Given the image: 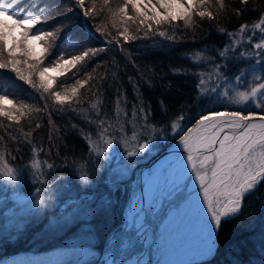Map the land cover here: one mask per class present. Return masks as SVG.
<instances>
[{"label":"trees","instance_id":"trees-1","mask_svg":"<svg viewBox=\"0 0 264 264\" xmlns=\"http://www.w3.org/2000/svg\"><path fill=\"white\" fill-rule=\"evenodd\" d=\"M66 1L63 0V3ZM60 2L29 0L33 7L45 8L47 15H55L57 10L54 7ZM120 3L122 0H110L106 7L103 0H96L95 19H80L72 11L67 16H56L44 27L45 31L61 27L62 35L41 68L55 66L53 61L61 51L64 58H69L88 48H106V51L91 57L80 71L70 69L65 72L64 68L52 76L58 80V84L53 85L56 91L70 90L77 79L92 77L71 105H59L42 89H33L17 80L14 73L0 70V77H3L0 88L15 93L10 96L14 103L19 105L23 102L33 109H41L33 111L29 118H22L19 124L0 117L3 125L0 126V136L4 138L8 159L17 169L30 167L35 147L39 150L36 159L42 162L44 170L42 180L35 179L32 186L27 184L30 191L34 190V193H28L36 195V199L42 198L44 204L35 208L19 229L0 230V258L36 247L54 249L64 243H61L63 239H69L79 229L85 228L91 235V246L101 253L83 263H76L74 257L64 264H100L105 247L120 228L129 185L124 181L108 179L100 157L90 153L88 137L101 132L99 121H105V128L111 126L108 133L120 134V128L125 129L123 126L128 119L136 117L145 120L144 114L139 112L143 107L147 112L145 121L160 126L161 132L180 115L184 117L185 130L200 115L207 114V109L221 108L207 106V101L197 96L198 72L219 65L222 75L231 81L238 73L243 74L245 79L253 76L256 58L253 56L244 64L242 60L245 59L240 58V53L252 52L254 36L264 40V33L251 29L264 12V0H250L246 5L240 4L239 0H225L223 11L219 6L209 7L208 10L215 13L212 20L207 17L201 19L194 12L195 23L190 27L179 19L171 25H163L161 30L174 36L173 41L150 33L149 39L129 42L120 37L122 47L108 42L111 36L123 31V27H112L108 12L109 8H116ZM86 6L91 7L92 0H87ZM27 7L28 4L21 5V8ZM78 9L75 7V11ZM236 9H240L239 14ZM200 10L203 9H197V12ZM128 14H134L131 7ZM105 24V31L110 36H101L96 31L97 27ZM241 24L249 25L247 33L233 37L227 35L228 32H236ZM136 27L131 24L130 33L142 36L143 30L137 33ZM221 28L225 32H220ZM249 37H252L251 44ZM233 40L240 41L235 50ZM226 48L225 57H220L219 53ZM14 51L19 54V51ZM198 52L202 55L200 60L195 59ZM38 57L31 47L29 55L20 59L34 63ZM255 70L264 75L259 67ZM38 79L37 75V82ZM92 104H97L99 115L97 109L91 107ZM5 105L11 107L8 103ZM241 109L251 110L247 106ZM255 110L264 114L260 109ZM133 111L137 112L136 116H133ZM37 124L40 125L38 128ZM21 128L23 133L31 132V136L25 137ZM44 161L52 164L53 168L48 169ZM140 161L143 160H138L137 165L145 162ZM85 174L86 184L80 179ZM37 188L41 189L38 194ZM59 208L68 209L71 216L65 218L64 224ZM216 241V248L210 257L190 264H264V181L246 195L238 215L222 222L216 232Z\"/></svg>","mask_w":264,"mask_h":264},{"label":"snow or ice","instance_id":"snow-or-ice-1","mask_svg":"<svg viewBox=\"0 0 264 264\" xmlns=\"http://www.w3.org/2000/svg\"><path fill=\"white\" fill-rule=\"evenodd\" d=\"M69 2L74 3L75 7L82 10L84 18H96V0H92L91 7L86 6V0H69ZM249 2L250 0H239L242 5ZM109 3L110 0H103L104 6L107 7ZM22 4H28V7L21 8ZM174 6H179L182 11L174 12ZM214 6H219V9L223 11L225 0H122V3L116 8H109L108 12L112 27H123V31H118L117 35L111 36L108 42L121 45L120 37L123 38L124 42H129L137 39H149L150 33L173 41L174 36L167 35L166 31L161 30L163 25H171L173 21L179 19L190 27L195 23L194 12L201 19L207 17L212 20L215 18V13L208 9ZM129 7L132 9L133 15L128 14ZM197 9L203 10L197 12ZM73 10V7H67L62 12L56 11L55 15H47L45 14V8L33 7L29 0H0V15L11 17L14 20L12 25H7L5 21L0 20V70L14 73L17 80L23 81L33 89H42L43 93L49 94L57 104L62 106L71 105L74 98L80 96V90L92 77L89 76L88 80L77 79L70 90L67 88L64 91L54 90L53 85L58 84L57 77L46 78L45 73L48 69L41 68V64L57 46V41L61 39L62 28L56 27L51 31H45L44 27L48 24V21L54 20L56 16H67ZM149 11L151 14H149ZM239 12L240 9H236V13L239 14ZM129 22L132 25H137V33L143 30V35L131 34L130 28L127 26ZM17 27L21 29L20 39L17 40L13 36L12 42L9 44L10 30ZM106 27L107 24L97 27L96 31L101 36H110L111 34L105 31ZM6 28L9 31H6ZM251 29L253 32L259 29L261 33H264V12L261 13L258 22L251 25ZM219 31L223 33L225 29L221 28ZM248 31L249 25L241 24L236 32H228L227 35L233 37L243 35ZM30 35L43 45L42 54L34 63H30L27 59H20L21 56L27 57L30 53V48L25 47V38ZM251 39L252 37H249V44H251ZM239 44L240 41L233 40V50ZM251 47L254 51L241 52L240 56L245 60H249L253 56L256 58L252 77L256 81L255 86L251 87L250 91L237 92L234 100L228 97V91L221 92L220 98L227 97L228 103L233 105H241L252 101L255 102V109L264 111V101L259 99L261 95H264V82H260L264 80V75L255 74L256 67H259L261 73H264V40L251 45ZM17 48L19 54L14 51ZM227 50L226 48L221 51L219 53L220 57H225ZM103 51H106V48H88L66 60L64 59V52L61 51L53 64L56 67H65V72L70 69H75L78 72L81 68L87 66L91 57H95ZM195 59H202L201 53H196ZM24 65H27L26 69ZM219 68L220 66L217 65L216 76L218 79H224ZM37 75L39 77L38 82ZM0 79H3V77H0ZM244 80L243 74L237 75L235 77L236 86H243ZM204 85L205 80L201 79L198 85L201 89V96L206 95L209 91L213 93L218 91L216 88L207 89ZM13 95H15L14 92L0 88V117H5L8 121L19 124L22 118H29L33 111H41V109H33L29 104L23 102L17 105L10 99V96ZM5 101L11 107H7ZM91 107L96 108L99 115L97 104H92ZM255 109H240L224 113L207 109V114L200 115L199 119H196L191 127H187L186 131L182 125L184 120L182 115L174 119L170 125L172 132L179 136L178 147H182L186 154L187 170H191L195 182L199 185L196 197L203 211L204 227L210 237L208 244L212 246V253L215 245L213 233L219 230L224 220L234 218L241 212L246 195L254 191L264 181V115H261ZM139 112L144 114L146 120L147 112L145 109L141 107ZM136 115L137 112L133 111V116ZM104 123L105 121L102 119L99 121L101 132L98 140L93 141L91 137H88L90 150L98 156L104 155V146L112 145L114 139L112 136L107 135L111 126L105 128ZM0 126H3L2 122H0ZM39 126V124L36 125L37 128ZM20 131L23 133L22 128ZM153 131L155 130L153 129ZM23 134L25 137H29L32 133ZM12 138L15 139V137ZM3 140V136H0V179L8 184L16 185L19 170L11 165ZM132 141L136 142V146L135 150L127 151L129 157L146 153L151 148L149 139L145 138L141 143L135 133L130 138L121 137L120 142L126 146L127 150V145ZM38 151L37 148L33 147V159L30 162V167L34 178L39 181L43 179L44 170L42 162L36 159ZM43 164L48 169L53 168V165L47 163V161H44ZM165 171L162 169L157 173H150L149 179L161 180L165 175ZM80 179L83 183H88L86 174L81 175ZM36 191L38 194L41 189L37 188ZM16 199L23 202L21 196H17ZM35 204L41 206L44 201L42 198L37 199Z\"/></svg>","mask_w":264,"mask_h":264},{"label":"rangeland","instance_id":"rangeland-1","mask_svg":"<svg viewBox=\"0 0 264 264\" xmlns=\"http://www.w3.org/2000/svg\"><path fill=\"white\" fill-rule=\"evenodd\" d=\"M87 2V0H86ZM186 6V5H185ZM67 7H73L74 14L78 16V18L83 19L82 10L78 9L75 11L74 3H70L69 0L63 3V0H61L59 6L54 7V10L63 11ZM130 8V7H129ZM174 12L182 11V9L179 6H174L173 8ZM149 14L151 12L149 11ZM0 20H3L6 22L7 25H12L14 23L12 18H9L8 16L0 15ZM49 22V21H48ZM128 27L131 26V22L127 25ZM6 31H9V29H5ZM11 35L9 36V44L12 42V37L14 36L17 40L20 39L21 29L19 27L13 28L10 30ZM255 42L259 43L260 37H256ZM25 47L30 48L32 47V50L35 52L36 55H40L42 53V47L43 45L40 42H37L32 35L25 38ZM253 49V48H251ZM17 52L19 49H14ZM254 51V49L252 50ZM242 59L243 57L240 56ZM65 60L68 58H64ZM243 63H246V60H242ZM63 62L61 61V64ZM54 67V68H52ZM47 68L48 71L45 73L46 78H52V76L59 74L58 71L61 69L64 70L65 67H56L52 66ZM44 68V67H43ZM216 66H213L211 70L208 71H200L198 72V85L201 79L205 80L204 87L207 89H218L217 92L213 93L209 91L206 95L201 96L200 91L201 89L198 87V97H202L203 100L207 101L206 105L210 107H221L219 109H223L225 111H237L241 108H244L247 106L248 108L255 109V102L249 101L245 104L241 105H233L228 103V98H220V93L224 91H228V97L231 99H236V93L239 91H250L251 87L255 86V83L252 79V75H250V79L246 78L243 82V86L237 87L235 78L234 80H230L228 78L224 77V74L222 75L221 70L219 69L221 75L224 77V79H218L216 76ZM255 74L259 75V73L255 70ZM237 75H241V73H238ZM236 75V76H237ZM235 76V77H236ZM264 82V80L260 81ZM260 100L264 101V95H261L259 97ZM7 103V101H5ZM217 110V109H216ZM259 110V109H257ZM176 119V118H175ZM174 119L170 121L171 122ZM184 122H182V125ZM168 126V129H166L164 132H161L160 126H154L151 123H147L145 120L138 119L135 117V119L132 117L131 119L127 120V123L122 129L120 128V134H111L107 133V135L112 136L113 143L112 145L108 146L105 145V151L104 155H96L95 152L90 150V153L92 156L98 158L100 157L103 167L106 169V173L108 175V179H111L113 182L118 181H124L126 184L129 185L130 180H132L134 169L137 165L138 160L148 161L153 156H155L160 150L161 147H163L165 144L167 145L169 142L173 141L176 138V134L172 132L171 126ZM153 129L155 131H153ZM186 130V129H185ZM133 133H135L139 137V142H143L145 138L149 139L151 141V148L146 153H139L136 156L129 157L127 155V151H133L135 150L136 142L132 141L126 146L122 144L121 137L124 138H130ZM99 133H96L91 137L93 141L98 140ZM101 143H103L101 141ZM140 161V162H143ZM141 164V163H140ZM14 167V166H13ZM19 178L16 185H11L6 183L4 180L0 179V230L7 231L8 229L14 228L19 229L25 222L26 219H29V216L32 215L33 210L37 208L38 206L35 204V200H37L36 195L34 196L33 192L29 190V186H32L34 184L35 178L33 176V171L30 167L27 168H21L19 169ZM29 183V186L27 185ZM128 194V192H127ZM21 196L23 197V202L17 201L16 197ZM127 200V199H126ZM125 200V202H126ZM199 208L200 205H199ZM62 211V219L63 224L66 217H71L69 215V210L59 208ZM199 217V209L193 210L189 217H188V224L189 226H193L194 222L193 220L197 219ZM60 218V216H59ZM53 219H58L56 217H53ZM122 229V225L120 223V228L114 235L111 237L110 241L108 242L107 246L104 249V253L102 255V262L100 264H105V260L108 257L110 253V249L117 237V234ZM216 233V232H215ZM216 235V234H215ZM91 235L88 233V231L83 228L79 229L78 233H75L74 236L70 237L68 239L65 238L62 240L61 243H63L61 246L56 247L54 249H41L40 247H36L34 249L30 250H22L13 254L5 255L0 258V264H64L66 261H70L71 258H76L75 262H85L89 261L92 257L98 256L101 251L95 250L91 246L90 243ZM68 239V240H67ZM216 242V237H215ZM212 251L208 254V257ZM78 257V258H77ZM205 257V256H204ZM206 255V258H208ZM203 258V259H206ZM100 259V256H99ZM203 260L201 258L195 259L197 262L200 260Z\"/></svg>","mask_w":264,"mask_h":264},{"label":"bare ground","instance_id":"bare-ground-1","mask_svg":"<svg viewBox=\"0 0 264 264\" xmlns=\"http://www.w3.org/2000/svg\"><path fill=\"white\" fill-rule=\"evenodd\" d=\"M186 163L185 153L163 157L153 165L152 170V173L166 170L163 179L146 181L150 185L145 194L152 198L157 214L153 222L156 228L151 243L152 264H182L194 258H203L212 251V246L208 244L210 237L204 227L203 211L196 197L199 185L191 170H187ZM138 199V195H134L125 211L127 230H131L132 223L137 224L146 218L144 212H138ZM196 208L199 209V217L193 220V226H189L188 217ZM147 223L144 224L146 229L138 232L135 245L127 248L118 264H147V247L153 226L150 229Z\"/></svg>","mask_w":264,"mask_h":264},{"label":"water","instance_id":"water-1","mask_svg":"<svg viewBox=\"0 0 264 264\" xmlns=\"http://www.w3.org/2000/svg\"><path fill=\"white\" fill-rule=\"evenodd\" d=\"M217 113H224V112H233V111H224V110H217L213 111ZM247 114V113H245ZM261 115H264L261 113ZM191 127V126H190ZM178 141L179 137L176 138L174 141H172L170 144H168L163 150H161L158 154H156L153 158H151L148 162L138 165L134 169L132 183L130 187V191L128 194L127 201L123 208V223H124V214L126 209L129 207L132 198L134 195H138L139 197V208L138 212L142 211L144 212V218L142 222H139L137 224L132 223L133 226L131 227V230L121 231L119 235L116 237L109 255L105 264H118L123 256V253L127 250L129 246H134L136 243V240L138 238V232L140 230H145L144 224L148 222L147 224L151 226L153 222L155 221V218L157 216L156 209L153 207L152 204V198L146 197V189L150 185V182L146 181L149 179L150 173H152L153 165L161 158L166 157L170 154H176L180 155L181 153H184V150L182 147H178ZM137 211L135 212V214ZM156 224H153L152 226V236L151 240L147 247V258L146 263L152 264V257H151V243L152 239L154 237Z\"/></svg>","mask_w":264,"mask_h":264}]
</instances>
